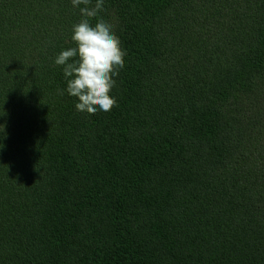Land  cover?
<instances>
[{"label": "trees", "instance_id": "trees-1", "mask_svg": "<svg viewBox=\"0 0 264 264\" xmlns=\"http://www.w3.org/2000/svg\"><path fill=\"white\" fill-rule=\"evenodd\" d=\"M104 7L90 115L54 63L79 9L0 0V264H264V0Z\"/></svg>", "mask_w": 264, "mask_h": 264}, {"label": "clouds", "instance_id": "clouds-1", "mask_svg": "<svg viewBox=\"0 0 264 264\" xmlns=\"http://www.w3.org/2000/svg\"><path fill=\"white\" fill-rule=\"evenodd\" d=\"M71 4L79 9L80 19L71 29L75 47L61 50L55 57L66 83L59 94L66 91L77 98L75 109L79 112L95 115L97 111H110L117 106L110 93L116 85L114 77L125 66L126 51L113 25L100 15L105 11V0H71Z\"/></svg>", "mask_w": 264, "mask_h": 264}]
</instances>
